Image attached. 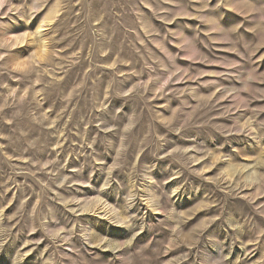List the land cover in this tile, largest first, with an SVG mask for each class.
<instances>
[{
  "label": "rangeland",
  "instance_id": "obj_1",
  "mask_svg": "<svg viewBox=\"0 0 264 264\" xmlns=\"http://www.w3.org/2000/svg\"><path fill=\"white\" fill-rule=\"evenodd\" d=\"M0 264H264V0H0Z\"/></svg>",
  "mask_w": 264,
  "mask_h": 264
}]
</instances>
